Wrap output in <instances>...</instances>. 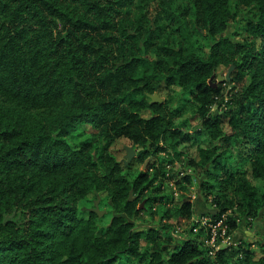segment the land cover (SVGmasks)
I'll return each mask as SVG.
<instances>
[{"label": "trees", "instance_id": "obj_1", "mask_svg": "<svg viewBox=\"0 0 264 264\" xmlns=\"http://www.w3.org/2000/svg\"><path fill=\"white\" fill-rule=\"evenodd\" d=\"M236 1L251 40L231 0H0V264H264V240L210 243L264 215V0Z\"/></svg>", "mask_w": 264, "mask_h": 264}, {"label": "rangeland", "instance_id": "obj_2", "mask_svg": "<svg viewBox=\"0 0 264 264\" xmlns=\"http://www.w3.org/2000/svg\"><path fill=\"white\" fill-rule=\"evenodd\" d=\"M231 5L236 9L237 11V18L231 22V25L228 29V33H231L233 36H235L237 39H253L254 37L249 33L246 25V21L244 20L242 14L250 15L255 13V9L243 6L237 3L236 0H231ZM257 43L259 44V40L256 39ZM229 68L222 65L218 69V75L222 74L223 76H226ZM167 91V90H166ZM166 91L164 90H157L156 92L164 99L166 96ZM179 91V89H178ZM146 115H149V112L146 113ZM184 117L186 118L185 126L184 128L187 130H192L198 123V119L192 118L190 112L184 113ZM81 129L86 130L88 134L92 133L96 129L91 125V124H81L80 125ZM128 145H132L129 140L122 138L120 139L117 143L114 144V152L118 156L119 159L121 160H127V149L126 147ZM196 147H192L191 151L194 152ZM162 155H165V153H162ZM132 161V167L131 171L132 172H137L141 168L144 167L143 162H138L136 160V156L131 160ZM184 161L176 160L173 163V166L177 169H187L191 172L196 173V180L193 185H192V193L190 194L192 198L194 199L195 202V215H194V220H200L202 223L206 221L207 217L203 216V213L206 211H210L213 209V206L209 201L205 199L202 195V190L199 188V181H201L203 175L202 171L191 166H185ZM170 185L173 186V182L170 183ZM176 200L180 199V195L177 192L176 193ZM86 205L88 207H94V202L93 201H84L80 203V206ZM170 205H174L173 203ZM100 209L105 210L103 214L107 212V209H109V206L105 202H100ZM80 216H87V212L85 210L80 211ZM158 215L155 216L157 218ZM151 221V216L148 213H144L141 218L137 219L138 225L139 226H145L148 225ZM175 221V220H174ZM181 229H184L183 227ZM241 240H246L249 241L253 244V247H257L256 242L257 241H262L264 240V215L263 213L259 214L257 217L253 219H248V220H243L241 221L239 227L232 232L229 235L224 236L223 238H220V241L216 239L214 242L213 240L210 241V243L213 246H226L230 243H238ZM216 244V245H214ZM145 242H143L142 247H145ZM126 260L117 262L115 264H126Z\"/></svg>", "mask_w": 264, "mask_h": 264}, {"label": "water", "instance_id": "obj_3", "mask_svg": "<svg viewBox=\"0 0 264 264\" xmlns=\"http://www.w3.org/2000/svg\"><path fill=\"white\" fill-rule=\"evenodd\" d=\"M234 65H231L226 76H223L222 74H219L218 75V79L221 81V80H224V79H230V76H231V71L233 69ZM151 96V101H163L164 99L162 97H160V95L155 92L153 94H150ZM127 149V153H126V156H127V160H126V163L130 162L135 156H136V149L134 147V145H128L126 147ZM99 202H100V198H98L96 201H95V206L93 207V209L95 211H97L100 215H102L104 213L105 210L103 209H100V205H99Z\"/></svg>", "mask_w": 264, "mask_h": 264}, {"label": "built area", "instance_id": "obj_4", "mask_svg": "<svg viewBox=\"0 0 264 264\" xmlns=\"http://www.w3.org/2000/svg\"><path fill=\"white\" fill-rule=\"evenodd\" d=\"M206 220H207V219H206ZM204 222H206V221H204ZM219 224H220V223H219ZM216 226H217V225H213V233H214V234H213L212 239H211V240H213L214 242L216 241V238H217V237H216V235H217V232H216ZM224 234H225V229H223V235H224ZM211 240H210V241H211ZM214 245H216V244H214ZM216 247H218V246H216Z\"/></svg>", "mask_w": 264, "mask_h": 264}]
</instances>
